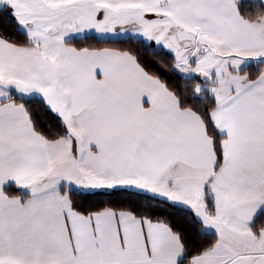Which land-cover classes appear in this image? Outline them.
<instances>
[{
    "label": "snow or ice",
    "instance_id": "6c2138e0",
    "mask_svg": "<svg viewBox=\"0 0 264 264\" xmlns=\"http://www.w3.org/2000/svg\"><path fill=\"white\" fill-rule=\"evenodd\" d=\"M0 264H264V0H0Z\"/></svg>",
    "mask_w": 264,
    "mask_h": 264
}]
</instances>
